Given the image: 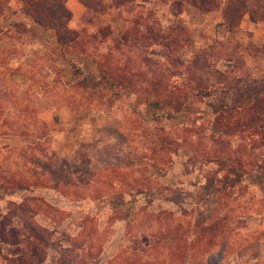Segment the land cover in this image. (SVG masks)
<instances>
[{
  "label": "rangeland",
  "instance_id": "rangeland-1",
  "mask_svg": "<svg viewBox=\"0 0 264 264\" xmlns=\"http://www.w3.org/2000/svg\"><path fill=\"white\" fill-rule=\"evenodd\" d=\"M87 1L67 60L0 0V218L26 205L11 220L41 264H264L263 124L216 139L209 106L218 77L264 72V31L241 28L264 25V0L227 34L225 0Z\"/></svg>",
  "mask_w": 264,
  "mask_h": 264
},
{
  "label": "trees",
  "instance_id": "trees-1",
  "mask_svg": "<svg viewBox=\"0 0 264 264\" xmlns=\"http://www.w3.org/2000/svg\"><path fill=\"white\" fill-rule=\"evenodd\" d=\"M21 7L19 12L24 17H28L31 21L42 30L43 36L46 40L53 39V42L58 45L61 56L67 59V49L75 45L78 30H73L68 27V21L71 17V12L66 6V0H19ZM247 0H225L222 3L221 12L224 25L229 32H234L235 28L239 26L241 18L248 12ZM114 6H122L127 0H114ZM197 2V3H196ZM195 3L201 11H209V1L198 0ZM83 4L90 10L94 11L90 2L83 0ZM103 11V10H102ZM251 19L254 20L253 17ZM49 31H53V36L48 35ZM84 33L85 31H81ZM46 34L48 37H46ZM264 48V45H263ZM259 50L260 49H256ZM262 51V50H261ZM263 52V51H262ZM264 53V52H263ZM80 61L86 59L85 55L75 56ZM68 60V59H67ZM79 70L78 68H76ZM217 73L221 74L218 70ZM100 78H102L109 87L113 86L111 76L104 69L99 70ZM223 73V72H222ZM221 76V75H220ZM223 77H218V80L225 84L222 87L224 94L222 97L209 103L210 112L213 115L211 122V135L216 139L236 133L242 130L253 131L262 125L264 127V72L260 76L239 75L232 79L224 80ZM99 82V80H98ZM81 84H84L81 82ZM161 116L166 118H174L172 111H164ZM185 119L190 123L189 131L197 127L201 119V114L187 113ZM158 119V116H155ZM216 159L219 165L226 164V160L220 155ZM229 172H237L232 166L228 169ZM238 173V172H237ZM240 174H238L239 176ZM26 206L24 203L14 205V210L9 214L0 218V245L18 246L20 242L25 241V248L22 250L10 253L11 257L7 260L11 264H41L43 261V249L37 250L35 246L29 243L26 239L29 235L21 228L13 223L11 217L14 216L17 210H23ZM213 226L211 225V228ZM210 228V227H209ZM44 229L36 231L37 236L43 235ZM40 238V237H39ZM40 239L39 242H41Z\"/></svg>",
  "mask_w": 264,
  "mask_h": 264
},
{
  "label": "crops",
  "instance_id": "crops-1",
  "mask_svg": "<svg viewBox=\"0 0 264 264\" xmlns=\"http://www.w3.org/2000/svg\"><path fill=\"white\" fill-rule=\"evenodd\" d=\"M66 6L71 12V17L68 21V27L70 29H79V28L83 27L84 26L83 16H84V14L86 15L87 12L89 11L88 8L80 0H66ZM106 16H107V13H103L100 15V18L105 17L104 20L106 21V19H107V21H106L107 23L113 24V21L110 19V17L108 19ZM215 24H216V21H215ZM222 27H223L222 30H225V31H223V32H225V34L229 33L228 28L225 27V25ZM241 28L244 29L245 31H251V33H253L255 37H256L255 34H257V36H259L258 31H261V32L264 31V25L255 23L250 19H244L242 24H241ZM253 34H251V37L253 36ZM260 43H261L260 45L259 44H257V45H259V46L263 45L264 39ZM255 57L260 58L261 62L264 63V53L261 50L258 51V53ZM261 68H264V64L261 65Z\"/></svg>",
  "mask_w": 264,
  "mask_h": 264
}]
</instances>
